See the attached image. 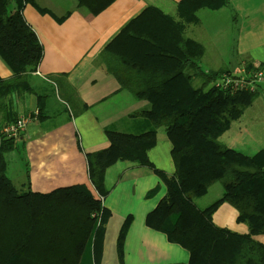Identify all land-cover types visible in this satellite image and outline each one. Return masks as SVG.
Returning a JSON list of instances; mask_svg holds the SVG:
<instances>
[{
    "label": "trees",
    "instance_id": "trees-1",
    "mask_svg": "<svg viewBox=\"0 0 264 264\" xmlns=\"http://www.w3.org/2000/svg\"><path fill=\"white\" fill-rule=\"evenodd\" d=\"M114 1L75 0L92 16ZM11 2L0 0V59L12 72L10 79L0 78V264H88L110 217L102 205L103 181L106 169L116 162L146 167L162 182L165 194L145 223L186 250L187 264H264V244L254 239L264 234V149L247 156L219 140L258 92L231 93L217 87L221 76L230 72L203 71L199 66L203 47L185 36L186 27L196 22L197 11L218 10L228 1L183 0L176 18L148 7L94 61L115 80L120 92L146 103V108L104 128L105 149L85 154L96 197L84 185L46 194L31 192L27 169L23 188H16L7 176V156L22 149L17 145L20 135L7 137L1 130L16 121L14 98L36 96L39 103L41 96L29 79L43 55L21 13L24 4L34 5L33 0H15L13 12ZM243 66L254 68L247 62ZM61 76L48 79L61 87ZM42 111L37 105L34 120L41 119ZM159 130L171 145V175L158 171L147 159ZM216 183L221 185V196L199 209L194 200ZM224 203L234 208L236 222L247 227L246 233L214 225L213 215ZM129 224V218L124 220L116 239L118 264Z\"/></svg>",
    "mask_w": 264,
    "mask_h": 264
},
{
    "label": "crops",
    "instance_id": "crops-1",
    "mask_svg": "<svg viewBox=\"0 0 264 264\" xmlns=\"http://www.w3.org/2000/svg\"><path fill=\"white\" fill-rule=\"evenodd\" d=\"M181 1L115 0L96 16L85 8H78L75 0H33L34 5H23L22 16L43 50L42 59L29 79L30 86L36 88L41 99L37 104L36 96L16 97L13 111L16 119L35 112L37 105L43 111L41 119L32 120L20 134L17 145L22 150L11 153L20 154L23 165L20 182H12L16 188L25 183L27 169L31 192L46 194L59 188L84 185L97 196L88 181L85 154L105 149L108 140L104 128L146 108V103L120 92L115 80L94 61L146 8L154 7L176 18ZM227 1V5L218 10L197 11L196 22L186 27L185 36L204 49L199 66L203 71L239 73L247 62L264 71V0ZM14 2L12 0L9 6L11 12L15 11ZM36 8L45 12L40 13ZM66 14L67 18L58 23L57 19ZM58 75L64 76L58 77L61 87L48 79ZM11 77L12 72L0 59V78ZM43 96L46 99H42ZM251 109L257 115L253 113L244 121V113ZM10 119L8 116L5 121ZM221 137H224L222 144L247 156L264 149V85L250 107ZM170 151L169 141L159 130L155 145L146 153L147 159L155 169L171 175L174 168ZM11 170L15 171L8 163L7 176L12 181ZM103 188L106 195L102 205L110 212V217L88 264H106L110 250H115L112 256L118 264L116 239L127 218L130 224L121 243L120 264H187L186 250L169 243L164 234L145 223L147 214L165 194L164 185L152 170L116 162L106 169ZM222 209H227L237 223L236 211L230 205L222 204L216 213ZM215 215L214 225L226 228L220 220L215 223ZM243 227L242 231L233 232L246 233L247 227Z\"/></svg>",
    "mask_w": 264,
    "mask_h": 264
},
{
    "label": "built area",
    "instance_id": "built-area-1",
    "mask_svg": "<svg viewBox=\"0 0 264 264\" xmlns=\"http://www.w3.org/2000/svg\"><path fill=\"white\" fill-rule=\"evenodd\" d=\"M215 85L221 90L231 93L239 91L258 92L260 87L264 85V71L255 67L249 70L241 68L239 73L223 74ZM35 115L36 112H33L20 117L15 122L6 125L1 132L7 137H17L26 130L28 124L34 120Z\"/></svg>",
    "mask_w": 264,
    "mask_h": 264
},
{
    "label": "rangeland",
    "instance_id": "rangeland-1",
    "mask_svg": "<svg viewBox=\"0 0 264 264\" xmlns=\"http://www.w3.org/2000/svg\"><path fill=\"white\" fill-rule=\"evenodd\" d=\"M232 73H235V72H232ZM260 102L261 101L259 100L258 103H260ZM254 103H257V101H255ZM253 113L256 114V112H253L252 109L245 112L244 113L245 114L244 115V121H248L252 117ZM257 113L261 114V112H257ZM26 114H28V113H26ZM223 138L224 137L219 138L221 143L223 142ZM19 158L21 159V155L16 154V153L15 154H9L7 156V161L10 165V168L15 170L14 172L12 170L10 172V177H11L12 182L14 184L19 183L21 180L20 170L22 169L23 165L21 163L22 161H20ZM221 192H222L221 185L219 183H216L208 189L207 193L203 197L195 199L194 203L199 209L206 208L207 206H209L210 204H212L214 201H216L218 199V197H219L218 195ZM226 210L227 209H222L219 211V213H216V211H215V213H214V214H216L215 215V219H216L215 223H218L217 220H220V221H222V223H224V225H223L224 227H226L232 231H237V232L242 231V229L244 228L243 227L244 224L234 223L233 219L235 217L232 214H230V212H228ZM233 210H234V208H233ZM254 239H256V240H258L264 244V234L256 235L254 237ZM114 251L115 250H110V253L108 254V259L105 258L106 264H115L114 263L115 256H112Z\"/></svg>",
    "mask_w": 264,
    "mask_h": 264
}]
</instances>
